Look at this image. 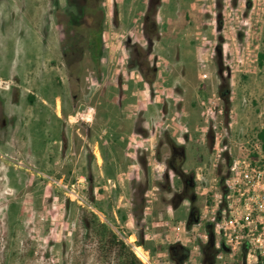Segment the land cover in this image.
Returning <instances> with one entry per match:
<instances>
[{
	"label": "rangeland",
	"instance_id": "obj_1",
	"mask_svg": "<svg viewBox=\"0 0 264 264\" xmlns=\"http://www.w3.org/2000/svg\"><path fill=\"white\" fill-rule=\"evenodd\" d=\"M84 1L0 0V114L14 115H0V264H119L84 228L86 211L144 264H174L177 242L186 264H204L208 225L187 228L190 212L264 128V0H90V24L103 15L99 61ZM171 141L195 184L181 197ZM78 179L85 205L62 185Z\"/></svg>",
	"mask_w": 264,
	"mask_h": 264
},
{
	"label": "built area",
	"instance_id": "obj_2",
	"mask_svg": "<svg viewBox=\"0 0 264 264\" xmlns=\"http://www.w3.org/2000/svg\"><path fill=\"white\" fill-rule=\"evenodd\" d=\"M80 183L78 179L62 185L68 196L85 205ZM216 186L213 201L205 205L196 223L212 226L215 246L220 249L215 262L226 264L229 257L235 264H264V141L258 138L246 156L233 158ZM203 236L208 241L209 232Z\"/></svg>",
	"mask_w": 264,
	"mask_h": 264
},
{
	"label": "trees",
	"instance_id": "obj_3",
	"mask_svg": "<svg viewBox=\"0 0 264 264\" xmlns=\"http://www.w3.org/2000/svg\"><path fill=\"white\" fill-rule=\"evenodd\" d=\"M154 12L153 9L147 11L145 15V20L147 24L155 26L154 25ZM103 19V15L101 16V20ZM99 25L100 23H96L95 25H92V27ZM156 24V22H155ZM155 29V28H154ZM98 37L95 38V35L93 36L92 43L90 44L91 51L93 53V57L96 58V61H99V57L101 55V47H102V27H97ZM95 34V33H94ZM93 35V34H92ZM100 40V43L98 41ZM98 41V43H97ZM262 50L258 53V62L261 67H264V32L262 37ZM99 48V49H98ZM146 77L147 82L152 83L155 79V77H150V75L144 74ZM31 101H33L31 99ZM259 139L264 141V129L261 130L258 134ZM171 147L176 152L180 153L181 155L184 153V146L177 145L174 142H170ZM183 160L181 159L178 163V165H173L170 163L171 167L175 170V172L179 175H181L184 179L187 180L189 187L191 189L194 188L195 184L193 182V174L185 173L182 170V164ZM171 162V161H170ZM182 195H185V191L181 195H177L176 197H181ZM175 197V199H176ZM97 208H101L100 203L97 201ZM199 220V210L197 208H192L189 219L187 221V228H191L193 225H195ZM83 224L84 228L88 232H94L95 234L100 235V242L102 246H100L101 250L107 251L111 255H116L119 261V264H144L142 260L136 256L135 252L130 248V246L121 239L116 232H114L105 222H102L100 218L94 214L93 212H87L85 213L83 217ZM208 231H209V239L208 241L201 244L200 249L203 253V263L204 264H215V257L216 254L219 252L220 249L216 248L214 238H213V232H212V226L211 224H208ZM140 245H143V243H139ZM170 251V257L173 260L174 264H186V261L190 257V248L186 246L183 243L177 242L173 243L169 246ZM141 257V256H140ZM239 264V263H238Z\"/></svg>",
	"mask_w": 264,
	"mask_h": 264
},
{
	"label": "flooded vegetation",
	"instance_id": "obj_4",
	"mask_svg": "<svg viewBox=\"0 0 264 264\" xmlns=\"http://www.w3.org/2000/svg\"><path fill=\"white\" fill-rule=\"evenodd\" d=\"M81 6H83V8H81L80 9V16L78 17V19H80L83 23H84V25H88V26H91L92 27V25L90 24V15L92 14V8H91V4H90V0H85L83 3H82V5ZM93 17H98V20H97V22L96 23H100L99 25H100V27H101V17L100 16H97V14H94L93 15ZM95 25V24H94ZM99 25L97 24V27H99ZM144 25L145 26H148L149 27V25L147 24V22H146V20L144 21ZM154 25H155V22H154ZM150 31V30H149ZM94 35H97V37H98V33H95ZM79 40V39H78ZM90 40V41H89ZM89 40H88V49H90L91 50V47H90V44L92 43V40H93V35L90 33V37H89ZM98 41H99V43H100V40L98 39ZM98 41H97V43H98ZM150 44V43H149ZM73 46H68V48H69V50H67L68 48H66L65 50H64V57H67V56H69V52L70 51H73L74 52V48H75V46H74V43L72 44ZM77 48V47H76ZM99 49V48H98ZM102 49V48H101ZM84 49H82V51H83ZM68 64L70 65V63L68 62ZM181 154L180 153H178V152H176L175 150H173L172 149V160H171V162L170 163H172L173 161H175V158L176 157H178V156H180ZM178 176H179V178L181 179V181L183 182V185H184V191L186 192V191H188V190H190L191 189V187H189V184H188V182H187V180L186 179H184L181 175H179L178 174Z\"/></svg>",
	"mask_w": 264,
	"mask_h": 264
},
{
	"label": "crops",
	"instance_id": "obj_5",
	"mask_svg": "<svg viewBox=\"0 0 264 264\" xmlns=\"http://www.w3.org/2000/svg\"><path fill=\"white\" fill-rule=\"evenodd\" d=\"M18 86L16 87V90L18 89V87H19V84H20V82H17L16 83ZM5 85V83L3 84V86ZM20 88V87H19ZM43 100V103H45V104H47V101L45 100V99H42ZM31 101V100H30ZM56 114H57V117L60 119V118H63V113H62V110L59 108V105H57L56 106ZM1 115V114H0ZM2 117H3V121H4V124L3 125H6L7 124V122L9 121V119H11L14 115L13 114H11V115H8V116H6V115H1ZM68 116H71L70 115V113H68ZM105 133L106 132H104V129H101V132H99V136H100V138L101 137H103V135H105ZM8 137V136H7ZM7 137H3V141H5V144L6 145H9V146H11L12 147V145H14V143H16V142H19L20 141V137H18V135L17 134H11L10 135V137L9 138H7ZM105 137H107L106 135H105ZM106 142V141H105ZM113 142V141H112ZM11 153V152H10ZM97 160H98V162H99V155L97 156Z\"/></svg>",
	"mask_w": 264,
	"mask_h": 264
},
{
	"label": "water",
	"instance_id": "obj_6",
	"mask_svg": "<svg viewBox=\"0 0 264 264\" xmlns=\"http://www.w3.org/2000/svg\"><path fill=\"white\" fill-rule=\"evenodd\" d=\"M157 1H159V0H157Z\"/></svg>",
	"mask_w": 264,
	"mask_h": 264
}]
</instances>
